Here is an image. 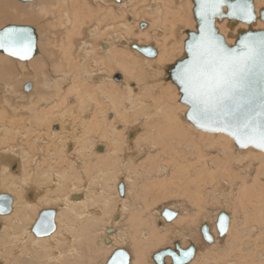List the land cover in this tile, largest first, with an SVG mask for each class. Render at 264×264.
Segmentation results:
<instances>
[{
    "label": "bare ground",
    "instance_id": "6f19581e",
    "mask_svg": "<svg viewBox=\"0 0 264 264\" xmlns=\"http://www.w3.org/2000/svg\"><path fill=\"white\" fill-rule=\"evenodd\" d=\"M1 1L5 2L0 0V21L9 18L40 21V14H44L51 26L63 31L60 39L58 36L46 39L47 46L58 42V49L47 50V54L43 50L39 54L36 29L38 52L31 59H13L0 52V90L3 100L8 102L0 98V166L1 169L6 166L0 190L13 198L11 214L0 215L2 264H9L11 259V264H30L35 256L27 258L30 249H35V254L42 251L39 264H84L88 250L82 244L91 238L92 232L88 223L97 220V224L102 221L96 224L101 228L94 233L98 234L102 246L99 247L113 253L117 247L129 250L133 246L138 264H149V259L158 264L154 254L159 250L155 252L152 248L160 245L166 248L169 238L177 240H170L174 243L168 247L174 248L176 241L182 248H188L183 243H192L196 254V244L204 245V238L197 237V225L193 218L187 217L191 211L185 203L168 207L178 212L170 221L161 215L162 210L155 211L152 217L148 213L149 202L166 197L173 185L185 186L191 198L197 199L200 219L213 217V211L207 208L210 196L218 205L213 219L226 207L235 213V224L240 225L232 235L233 220L229 214V228L224 236L228 240L223 248L219 245L222 238L217 227L204 222L215 242L212 245L213 242L203 240L214 247L207 249L211 254L202 252L201 264H264V151L240 148L226 133L209 132L190 121L186 123L182 115H186L189 106L181 102V92L168 71L169 65L185 55L187 31H196L194 0H46L36 3L38 15L33 12L25 15L28 8L22 10L25 14H16L18 8L15 13L7 12ZM254 3L257 22L247 24L248 27L239 22L238 26L249 29L256 25L255 29H264L259 17L264 0ZM126 15L130 19L125 20ZM142 22L146 23L144 28ZM230 22L226 18L217 21L216 26L232 45L238 30L243 28L229 27ZM183 24L187 28L178 40L176 31ZM174 38L180 42L177 49L182 55L172 60L177 50ZM133 44L152 46L157 54L144 55ZM48 63H52L55 72L45 68ZM15 64L36 74V79L28 77L24 82L23 74L20 76L22 88L25 90L30 82L31 91L16 89ZM116 69L123 73L120 79L113 77ZM48 90L53 93L48 94ZM13 98L21 105L14 103ZM67 99L72 100L70 105ZM57 123L59 130H54L52 126ZM186 162L188 171L191 170L189 177L193 175L189 181L182 180ZM121 183L123 195L117 190ZM58 190L64 194H55ZM48 201L56 203V228L48 236H36L31 228L45 210L39 207L46 206ZM36 207L41 211L32 216ZM64 215L66 221L62 220ZM125 216L133 231L120 229L118 224ZM13 220L17 222L13 224ZM75 220L88 224L87 232L86 227L79 226L86 234L74 231L78 222ZM105 221L109 225H103ZM179 224L181 227H176ZM94 234L91 240L98 238ZM136 258L131 256L129 264H134ZM108 259H101L103 262L100 260L99 264H106ZM92 261L85 260V264H93ZM170 262L173 264L170 257H165L164 264Z\"/></svg>",
    "mask_w": 264,
    "mask_h": 264
},
{
    "label": "snow or ice",
    "instance_id": "6c2138e0",
    "mask_svg": "<svg viewBox=\"0 0 264 264\" xmlns=\"http://www.w3.org/2000/svg\"><path fill=\"white\" fill-rule=\"evenodd\" d=\"M227 0H199L200 40L188 45L192 55L176 72L183 88V99L191 106L192 119L203 128L232 135L241 148L254 146L264 150V34H249L240 41L241 50L225 47L216 35L212 19L222 15ZM229 15L244 21L255 19L249 0L229 4ZM0 49L20 59H29L33 35L27 28L8 27L0 30ZM150 52V49L148 50ZM0 211H4L0 207ZM170 219L172 213H166ZM219 218V230H227ZM45 214L37 231L46 232L52 225ZM211 239V237H209ZM123 252L112 264H127ZM175 264H186L192 256L189 249L183 257L173 253ZM160 257H157L159 259Z\"/></svg>",
    "mask_w": 264,
    "mask_h": 264
},
{
    "label": "rangeland",
    "instance_id": "374dc122",
    "mask_svg": "<svg viewBox=\"0 0 264 264\" xmlns=\"http://www.w3.org/2000/svg\"><path fill=\"white\" fill-rule=\"evenodd\" d=\"M5 2H3V1H1V2H3L2 3V5L3 4H5V7H7L6 9H7V12L9 11V12H14L15 13V11L17 10V8H18V11H16V14L17 13H22V14H25V12L26 11H22V10H24V8H28L29 10H27V12H26V14L25 15H28L29 13H31V15H32V12L33 13H35L36 15H38V13L40 12L38 9H39V7L36 5V3H39L38 1H40V3H41V1L43 2V1H46V0H35V1H31V2H21V1H19V0H4ZM48 1V0H47ZM115 1V0H114ZM7 4V5H6ZM141 4V3H140ZM139 4H137V6H138ZM264 6V3L263 4H261V6ZM13 6V7H12ZM14 6H16V7H14ZM25 6V7H24ZM136 6V7H137ZM12 7V8H11ZM23 7V8H22ZM135 7V8H136ZM16 8V9H15ZM21 9V10H20ZM32 9V11H30ZM136 9H138V7L136 8ZM21 12H20V11ZM132 10V9H131ZM29 11V12H28ZM28 13V14H27ZM130 13H131V11H130ZM40 14V13H39ZM126 14H128V13H126ZM140 14H142V13H140ZM127 17H126V19L125 20H128V19H130V16H128V15H126ZM40 21H33V22H26V21H23V20H20V21H14V20H10V18L9 19H4L3 21H0V29L1 28H3V27H5V26H7V25H10V24H18V25H21V24H26V25H30V26H32V27H34L36 30H37V32H38V35H39V54L42 52V50H43V53L44 54H47V50H49V52H50V50H53V49H55L56 48V50L58 49V47H56V44L58 43V42H54V45L53 44H49L48 46H47V43H46V39H48L49 38V40H50V38H55L56 36H58V38L60 39V36H62V29H60V28H55L56 27V25H53L52 24V26L50 25L51 24V22L49 23V21H47V18L46 17H44V14H43V16H41V14H40ZM3 18H5V17H2V19ZM128 18V19H127ZM146 18H147V16H146ZM261 20V19H260ZM47 21V22H46ZM143 21V20H142ZM262 21V20H261ZM227 22H228V20H227ZM263 22V21H262ZM49 23V24H48ZM108 23H110V22H108ZM264 23V22H263ZM46 24H48V26L46 25ZM239 24V23H238ZM238 24L234 27V28H236L237 26H238ZM245 25L248 27V25L245 23ZM183 27L182 28H179L177 31H176V38L178 39V40H181L182 39V35L181 34H183L182 33V30L184 29V28H187V26H184V24L182 25ZM47 27V28H46ZM52 27V28H51ZM239 28H243V29H247L246 27H241L240 25L238 26ZM49 28V29H48ZM55 30H54V29ZM188 28H191L190 26H188ZM219 28V27H218ZM227 28H229L228 26H227ZM253 28H256V25H254L253 26ZM53 30V31H52ZM220 30V29H219ZM45 31H46V34H45ZM50 32V33H49ZM55 32V33H54ZM58 32H59V34H58ZM61 32V33H60ZM222 33V32H221ZM57 34V35H56ZM223 34V33H222ZM232 34V33H231ZM41 35V36H40ZM224 35V34H223ZM225 36V35H224ZM232 37H234V36H232ZM137 38V37H136ZM176 38H174V41L173 42H175V45H176V49L178 48L179 49V47H180V42H176ZM236 39V38H235ZM48 40V41H49ZM172 41V40H171ZM227 41V40H226ZM179 43V44H178ZM43 44V45H42ZM143 44H146V43H143ZM179 45V46H178ZM43 47V49H41ZM154 48V47H153ZM133 49V48H132ZM176 50V54H174L173 55V57H172V60H174L176 57L178 58V57H180L181 55H182V53H181V51H179V50ZM133 50H135V49H133ZM184 50V49H183ZM1 52V51H0ZM178 52V53H177ZM184 52V51H183ZM39 55H37L36 57H38ZM175 56V57H174ZM8 57H10V58H13V57H11V56H8ZM14 59V58H13ZM171 60V61H172ZM16 60H14V63H16L15 62ZM50 63H48L47 65L45 64V68H49V70L50 71H52L51 73H53V72H55V70H54V67L52 66V63L49 65ZM50 67H49V66ZM14 68L17 70V72H15V75H14V79H13V81H17V83L16 82H14V83H16L15 84V87H16V89L18 90V91H21V92H25V90H24V88H22V83L25 81V79L26 78H28V77H34L35 78V76H36V74H32L31 72H27L28 71V68H25L24 67V69H22L21 70V68L20 67H18V65L16 66V64L14 65ZM52 69V70H51ZM121 70L120 69H116L115 70V72H114V75H113V77L115 78L116 76H117V74H122L123 75V73H122V71L120 72ZM21 73L23 74L22 75V77H21V79L23 80V82H21L22 80L20 79V76H21ZM18 77V78H17ZM15 79H18V80H15ZM20 79V80H19ZM36 79V78H35ZM115 79H117V78H115ZM20 81V82H19ZM134 82V81H133ZM30 83V82H29ZM19 85V86H18ZM171 85V84H170ZM17 86H18V88H17ZM20 87V88H19ZM66 88H67V86H66ZM29 91H31V89L29 90ZM50 91V92H49ZM52 90H48V94H51V93H53V92H51ZM26 92H28V91H26ZM0 98L3 100L4 99V97L2 96V94H1V90H0ZM14 99L15 98H13V101H14ZM1 100V101H2ZM4 102L6 101L7 102V100H3ZM17 102H18V105L21 103L20 101H18V100H16V101H14V103H16L17 104ZM0 103H2V102H0ZM8 103V102H7ZM72 103V100H70V99H67V104H71ZM176 104L178 105L179 104V100H177V102H176ZM9 105H10V102H9ZM21 105V104H20ZM19 105V106H20ZM180 105V104H179ZM0 106H1V104H0ZM7 108H8V106H7ZM0 111H2V110H0ZM110 115H111V113H110ZM182 118H183V120L186 122V123H189L188 122V120L185 118V116H184V114L182 115ZM187 120V121H186ZM79 121V120H78ZM58 123L57 124H54L53 126H52V128L55 130H59L58 128ZM5 139H7V138H5ZM234 145V144H233ZM235 147V146H234ZM236 148V147H235ZM68 149V148H67ZM216 152V151H215ZM214 153V152H213ZM217 153V152H216ZM215 154V153H214ZM141 160V159H140ZM184 164V163H183ZM15 164H13V166H11V170H13L14 171V166ZM187 165H188V163L186 162V164H185V166H183L184 168H186V173H184V179H182L183 181L184 180H186V181H189V180H191V179H189V178H191V177H193V175L191 176L190 175V177H189V175H188V172L189 171H191L190 169H189V171H188V167H187ZM6 166H4V168H5ZM2 167L0 166V169H1ZM1 169L0 170V172H2V173H0V175H1V177H0V179L1 178H3L4 176H3V173H5V169ZM15 169H16V167H15ZM185 175H187V177L188 178H186V176ZM186 178V179H185ZM185 181V182H186ZM183 184V183H182ZM184 184H186V183H184ZM183 184V185H184ZM189 185H192V184H189ZM176 186V185H175ZM174 185L169 189L170 191L167 193V195H166V197L165 196H163V197H160L159 199H158V201H155V200H153V201H150L149 202V207H148V213H149V215L152 217V216H154V212L155 211H157V210H162L163 208H165V207H170V206H174V205H176V203L177 204H179V203H185L186 204V207H187V209H189L191 212L188 214L187 213V217H189V218H193L194 219V222H195V224L197 225V227L196 228H198V233H197V237L199 236L201 239H202V234L200 233L201 231V225L204 223V222H207L208 224H210L212 227L214 226V227H216V225H215V222L217 221V219L215 220V219H213V217H214V213H216L218 210L216 209V207L218 206V205H216V204H214V201H213V199H212V197H210V196H208V198H207V204H209L208 205V210H210V211H213V213H212V215H213V217H212V219H209V220H205L204 221V219H203V217H202V219H200L201 218V215H198L197 214V199H193V197L191 198V195H190V193H189V191L187 190V188H184V187H175ZM118 188V187H117ZM178 188H180V190L182 189V191H180ZM184 188V189H183ZM118 190V193L120 194V192H119V189H117ZM175 190V191H174ZM177 190V191H176ZM1 192L3 193V192H7V191H5V190H0V194H1ZM9 192V191H8ZM175 192V193H174ZM180 192V193H179ZM183 192H185V194H188V196L187 195H185V194H183ZM187 192V193H186ZM56 193H59L60 195H62V194H64V192H62L61 190L59 191H57V192H55V194ZM183 195H182V194ZM43 196H44V194H42ZM121 195V194H120ZM174 195L176 196V197H174ZM190 195V196H189ZM178 196H181V197H178ZM212 199V200H208V199ZM182 199H183V201H182ZM179 201V202H178ZM51 202V203H50ZM152 202V203H151ZM155 203V204H154ZM47 204H48V206H47ZM47 204H46V206L44 205V206H42V208L41 207H39L41 210H43V209H47V208H54V207H56V203H53V201H48L47 202ZM50 204V205H49ZM216 206V207H215ZM91 208H95V207H93V206H90ZM189 207V208H188ZM37 208V211H36V209H35V212H33V214H32V216L33 215H35V213H36V216L38 215V213L41 211L38 207H36ZM34 209V208H33ZM202 209H204V206H203V208ZM38 210H39V212H38ZM207 210V209H206ZM205 210V211H206ZM220 210H225L228 214H230V216L232 217V223H233V225H232V230H231V234L233 235V233H235V231H237V229L239 230L240 229V225H239V223H238V225L237 224H235V217H236V215H235V213L232 211V210H230L229 208H226V207H224V208H222V209H220ZM231 212H230V211ZM58 211V210H57ZM209 212V211H208ZM233 212V213H232ZM9 214H11V213H9ZM9 214H7V215H9ZM7 215H6V217H7ZM113 215V214H112ZM111 215V216H112ZM116 215V214H115ZM115 215H113L114 217H115ZM127 215H129V214H127ZM36 216H35V219H36ZM59 216L60 215H58L57 217L59 218ZM112 216V217H113ZM3 217H5V216H3ZM38 217V216H37ZM62 217H64V218H62V220H65V218L67 219V216H62ZM105 217H107V216H105ZM104 217V218H105ZM111 217V218H112ZM33 219H34V217H32ZM60 218H61V216H60ZM58 219V220H60L61 221V219ZM126 220H125V219ZM123 219L126 221V222H122V221H124V220H121V222H120V224H118L119 225V227H120V229L122 228L123 229V231L125 230V231H128V232H130V230H132L133 231V228H131L130 229V222H129V218H130V215H129V218L127 217V216H125ZM127 218H128V220H127ZM195 219H197V220H195ZM114 220H115V218H114ZM117 220V219H116ZM160 219H157V221H156V223L159 225V227L162 225V224H159L160 223V221H159ZM164 220V219H163ZM7 221V220H6ZM30 221H32V220H30ZM66 221V220H65ZM76 221H78V222H76ZM198 221H199V223H198ZM17 221L16 220H13V224H15ZM59 222V221H58ZM58 222H57V224H58ZM75 222L77 223H75L74 224V228H75V230L74 231H77V230H79L80 232L79 233H81V232H83L82 233V235L83 234H86V232L88 231L87 229V227H88V224H89V227L92 229V232H91V238H92V234H94V233H97L96 232V230H98V229H100L101 228V226H98L97 227V225H100V224H102V221H100L101 223L100 224H97V223H99L98 222V220H97V223H95L96 221H94V222H89L88 224L87 223H82L83 221H79V220H75ZM106 222V221H105ZM197 222V223H196ZM210 222V223H209ZM60 223V222H59ZM66 222H64V223H62V224H65ZM79 223H82V224H79ZM91 223V224H90ZM104 223V222H103ZM107 223V222H106ZM103 224V225H109L108 223L107 224ZM180 224L182 223L181 222V220H180V222H179ZM18 224V223H17ZM83 224H85V225H87V226H83ZM94 224V226H92ZM97 224V225H96ZM156 224V225H157ZM180 224L179 225H177L176 227H178V228H180L181 226H180ZM199 224V225H198ZM31 225V222H30V224H29V226ZM127 225V226H126ZM157 225V226H158ZM182 225V224H181ZM79 226L81 227V228H83V229H85V227H86V229H85V231H83V229L81 230L80 228H79ZM180 226V227H179ZM63 227H64V225H63ZM63 227H62V231H63ZM76 227H78V228H76ZM96 227H97V229H96ZM129 228V229H126V228ZM212 227H211V230H212ZM237 227V228H236ZM66 228V227H65ZM93 228L95 229V231L93 230ZM121 229V230H122ZM234 229V230H233ZM213 231V230H212ZM211 231V232H212ZM233 231V232H232ZM213 233V232H212ZM230 234V235H231ZM81 234H80V236H82ZM95 236H97L96 234H94ZM94 236V237H95ZM98 237V236H97ZM96 237V238H97ZM4 238L5 237H2L1 239H3L2 241H4ZM91 238L87 241V240H84L83 241V244H82V247H83V245L85 246V247H83L84 249L85 248H87L86 249V251L88 250V252H87V255H86V257H85V259H84V264H85V260H87V262H89L90 261V259H92L93 261V264L95 263V264H99V262H100V260L102 259H108L109 257H110V255H111V253H112V251L111 252H107V250H103V248H100V247H102L101 245H100V241H99V237L97 238V239H95V238H93V240H91ZM84 239V237L81 239V240H83ZM175 240H177L176 239V237L174 238ZM174 239H170L169 238V240H168V242L166 243V245H164V247H168V246H173V243H174ZM228 240V238H226L225 237V239H224V237L220 240V246L222 247L223 246V248L226 246V243H227V240ZM170 240H174V241H170ZM204 240V239H203ZM202 240V244H204V245H206V246H204V245H202V246H198L199 244H196V257L195 258H193V260H191L190 262H188L187 264H201L202 263V261H203V255L204 254H207L208 253V251L210 252V250H211V248H213L214 246H212L213 244H214V242L213 243H209V244H207L205 241H203ZM224 241V242H223ZM85 242V243H84ZM93 242V243H92ZM98 242V243H97ZM170 242H171V244L172 245H170ZM173 242V243H172ZM87 243H88V246H87ZM89 243H90V245H89ZM99 244V245H98ZM168 244V245H167ZM184 244V246H186V244L188 245V246H190V244H188V243H183ZM91 245H93L92 246V248H91ZM97 245V246H96ZM210 245V246H209ZM100 246V247H99ZM118 246H120V245H118ZM197 246H198V249H197ZM91 249H90V248ZM96 247V248H95ZM130 246H128V248H129ZM205 247V248H204ZM208 247V248H207ZM97 248H98V251H96L97 250ZM100 248V249H99ZM118 248V247H117ZM131 248V247H130ZM130 248H129V253H130V255L133 257V258H136V256H137V258H138V255H137V251H136V249L132 246V248H131V250H130ZM156 248V249H155ZM163 248V245L161 246H157V247H154V248H152V250H156V251H158V250H160V249H162ZM204 249V250H203ZM207 249H210V250H207ZM222 249V248H221ZM102 250V251H101ZM113 250V249H112ZM198 250V251H197ZM203 250V251H202ZM30 251V255H27V258L28 259H32L33 258V256L35 255V256H37V257H35L34 256V259L33 260H30L31 261V263L30 264H39L40 262H39V259L41 258V257H39V254H41L42 253V251H39V252H41V253H36L35 254V252H36V250L35 249H30L29 250ZM85 251V252H86ZM90 251V252H89ZM131 251V252H130ZM155 251V252H156ZM93 254H92V253ZM99 252V253H98ZM102 252H103V254H102ZM132 252H133V254H135L134 256H133V254H132ZM153 252V251H152ZM204 252H206V253H203ZM98 254V255H96V254ZM101 253V254H100ZM107 253H108V255H107ZM154 253V252H153ZM104 254H106V255H104ZM208 254H211V252L210 253H208ZM95 255V256H94ZM99 255L101 256V257H99ZM104 257H103V256ZM199 256H200V258H199ZM106 257H108V258H106ZM97 258V259H96ZM137 258H136V261H135V259H134V264H138V261H137ZM8 259V261L11 259V257H9V258H7ZM101 260V261H102ZM103 260V261H104ZM152 260V259H151ZM151 260L149 259V264H152L151 263ZM202 260V261H201ZM207 260L209 261V262H211V260L209 259V258H207ZM46 261V259L45 258H43V262H45ZM95 261V262H94ZM102 261V262H103ZM198 261V262H197ZM10 262H12V259H11V261H9V264H11ZM102 262H100V263H102ZM0 263L2 264L3 262L2 261H0ZM169 264H171V262L169 263Z\"/></svg>",
    "mask_w": 264,
    "mask_h": 264
},
{
    "label": "water",
    "instance_id": "95a60500",
    "mask_svg": "<svg viewBox=\"0 0 264 264\" xmlns=\"http://www.w3.org/2000/svg\"><path fill=\"white\" fill-rule=\"evenodd\" d=\"M21 2H31V1H35V0H19ZM235 0H227V2L221 7L220 11L223 13L222 15H217L215 16L213 19H212V24H213V27H214V30H215V33L217 36H219L221 38V40L223 41L225 47L229 48V49H233V50H241V44H240V41L241 40H244L246 37L249 36V34L253 35V36H258V35H261V34H264V29H255V28H252L250 27L249 29H240L238 30V36H237V39L235 40V43L230 45L227 43L226 41V38L225 36L220 32V30L217 28L216 24H217V21H222L224 19H229L231 22L229 23V27H234L236 26V24H238L239 22L241 23H246V24H255L258 20V15L255 11V3H254V0H249L250 4L252 5V8H253V15L255 16V19L252 20V21H244V20H241L239 18H236V17H233L231 15H229L230 11H231V8L229 7V4L231 3H234ZM226 8V10H225ZM193 12H194V16H195V20H196V31H187V34H188V38L185 40V55L182 59H178L176 60V62L173 64V65H169L168 67V71H169V74L173 75V81L175 82V84H177L178 88H179V91L181 92V102L185 103V104H188L184 99H183V88L182 86L179 84V82L176 80V72L177 70L184 64H187V62L192 59V55L191 53L188 51V45L189 44H192L194 41H199L200 40V17L198 15V12H199V0H194V8H193ZM259 17L260 19L264 22V8L260 10V13H259ZM146 26V23H141V27L144 28ZM8 27H22V28H27L29 29L31 32H32V35H33V50L30 54V58L31 59L32 57H34L37 52H38V47H37V41H38V35H37V32L35 30L34 27L30 26V25H13V24H10V25H7L5 26L4 28L0 29V30H3L5 28H8ZM230 35V34H229ZM133 48L139 50L140 52H142L144 55H147V56H150V57H155L156 54H157V51L156 49H154L152 46H143V47H140L138 46L137 44H133ZM150 49V52L148 51ZM1 52H4L8 55H10L7 51L3 50V49H0ZM12 56V55H10ZM14 57V56H12ZM16 59H19V60H22V61H25V59H20L18 57H15ZM29 59H26V60H29ZM117 79H120L121 78V75L120 74H117L116 76ZM31 88V83H28L25 85V90H29ZM189 106V110L186 112V119L190 122H192L196 127H198L199 129H202V130H206V131H209V132H223V131H212V130H209L208 128H203V127H200L191 117H192V112H191V106L188 104ZM223 133H226L228 134L227 132H223ZM230 135V134H228ZM232 136V135H230ZM233 137V136H232ZM234 138V137H233ZM236 144L239 146V144L237 143L236 139L234 138ZM240 147V146H239ZM249 147H254V146H249ZM241 148V147H240ZM256 148V147H254ZM258 149V148H256ZM261 150V149H259ZM264 151V150H262ZM119 192L121 195L124 194V184H119ZM12 202H13V198L8 194H0V207H3L4 211H0V215H4V214H9L11 213V210H12ZM166 213H172V216L171 218L169 219L168 216L166 215ZM47 214V217H48V220L46 221V224L48 222L51 223L52 227L51 228H48V230L46 232L44 231H40L38 232L37 231V226L39 225V222L41 220V218ZM56 214H57V209L55 208H49V209H45L43 211L40 212L36 222L34 223V225L32 226L31 228V231L36 235V236H48L50 235L56 228V223H55V217H56ZM161 215L166 219V220H172L174 219L177 215H178V212L168 208V207H165L162 209L161 211ZM221 216H226L228 219L225 221L226 223V226H227V230L226 232H224L223 234L220 232L219 230V218ZM229 221H230V216L229 214L226 212V211H220L219 214H218V217H217V222H216V227L218 229V233H219V236L221 238H223L225 236V234L227 233L228 231V228H229ZM201 232H202V235H203V238L207 241V242H213L214 241V237L212 236V234L210 233V229H209V225L207 223H203L202 226H201ZM209 237H211V239H209ZM191 249L192 250V256L189 257L188 261H190L194 255H195V245H193L191 243L190 246H188V248H182L180 243L178 241L175 242L174 244V248L172 247H166V248H163V249H160L158 252H156L154 254V260L158 263V264H164V259L165 257H170L172 259V262L173 264H175V260H174V256H173V253H175L176 255L178 256H181L183 257V253L187 250ZM117 252H123L125 255L123 257L124 260L127 261V264H129L130 260H131V255L129 253V251L125 248H117L113 251L112 255L110 256V258L108 259V262L106 264H112V260L115 258V259H119V257L116 256V253ZM157 257H160L159 259H157ZM187 261V262H188ZM186 262V263H187Z\"/></svg>",
    "mask_w": 264,
    "mask_h": 264
}]
</instances>
